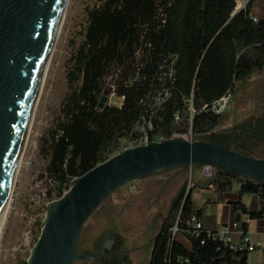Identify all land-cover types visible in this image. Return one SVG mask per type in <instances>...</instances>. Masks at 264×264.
Masks as SVG:
<instances>
[{"label":"trees","instance_id":"trees-1","mask_svg":"<svg viewBox=\"0 0 264 264\" xmlns=\"http://www.w3.org/2000/svg\"><path fill=\"white\" fill-rule=\"evenodd\" d=\"M256 2L249 0L230 20L236 0H99L87 9L68 78L74 86L44 141L41 178L54 184V198L109 158L121 139L137 137L147 120L150 138L165 139L224 125L228 111L216 113L211 105L227 93L237 95L264 71V15L255 11ZM110 92L122 99L119 106L101 100ZM211 183L219 196L236 195L234 222L244 233L243 214L264 219V206L254 211L241 203L250 194L264 200V180L216 169ZM192 215L201 224L196 230L188 224ZM214 223L196 208L184 183L151 240L148 264H247L248 253L229 250Z\"/></svg>","mask_w":264,"mask_h":264},{"label":"rangeland","instance_id":"rangeland-1","mask_svg":"<svg viewBox=\"0 0 264 264\" xmlns=\"http://www.w3.org/2000/svg\"><path fill=\"white\" fill-rule=\"evenodd\" d=\"M245 1L236 0L235 8ZM98 4L99 0H70L34 115L30 136L22 155V163L14 182L6 217L1 226L0 264H27L48 205L55 200L54 184L45 177L41 178L46 164L43 155L44 141L62 116L64 96L74 86L70 85L68 78L74 65L72 58L83 40L82 31L87 21L86 11ZM255 11L264 15V0H257ZM106 97L110 105L121 104L122 99L114 93L110 92ZM225 110L230 115L229 120L212 132L198 136L188 133L177 137L192 141L237 138L238 141L227 144L229 149L264 158V71L260 75H253L243 84L238 94L229 98ZM125 147L126 141L121 139L119 148L108 157ZM216 169L213 167L214 175ZM198 177L205 183L203 186L209 185L210 178L201 172V167L192 165L163 171L120 187L83 225L78 245L79 253L91 251L94 245L108 234L120 248L123 247L121 252L130 257L132 264H148L151 240L157 233L169 201L178 188L186 183V191L192 192V198L196 199L198 206L210 202L209 199L203 204L199 202L204 196L200 197L197 193ZM232 189H236L235 181ZM213 191L215 192L214 188ZM250 198L254 200L257 210L264 206V200H260L256 194L246 195L244 200L248 201ZM250 236L252 242L260 241L262 247L248 252L247 264H264V233L255 230L253 221L250 224ZM74 264L88 262L78 261Z\"/></svg>","mask_w":264,"mask_h":264},{"label":"water","instance_id":"water-1","mask_svg":"<svg viewBox=\"0 0 264 264\" xmlns=\"http://www.w3.org/2000/svg\"><path fill=\"white\" fill-rule=\"evenodd\" d=\"M244 6L234 9L229 20ZM64 0H0V208L21 147L38 79ZM103 101L107 97H102ZM238 141L171 137L126 148L72 180L51 201L27 264H74L102 253H79L83 225L120 187L188 166H211L232 175L264 180V158L229 149Z\"/></svg>","mask_w":264,"mask_h":264},{"label":"built area","instance_id":"built-area-1","mask_svg":"<svg viewBox=\"0 0 264 264\" xmlns=\"http://www.w3.org/2000/svg\"><path fill=\"white\" fill-rule=\"evenodd\" d=\"M230 94H226L223 97H221L219 100L215 101L211 105V110L220 113L223 112L226 108L227 102L230 98ZM152 128L151 122L147 120L145 123H143L139 128V135L135 138L131 139H126V148H131L135 146H140V145H146L149 142H160L165 140L162 136H154L150 138L148 135V130ZM185 136V135H183ZM177 137V135L173 136ZM112 156V155H111ZM201 172L208 178H210V185L212 187V180L214 178V172H213V167L205 165L201 167ZM246 178V177H242ZM249 179V178H247ZM252 180V179H249ZM244 220L247 222L249 219L246 217ZM189 225L193 227V229H198L201 227L200 221L196 218L195 215H192L190 217V220L188 222ZM175 231V228L173 232ZM216 237L221 240L229 250L236 252V253H248L254 251L256 248L262 247V243L260 241L257 242H252L251 236L249 232L244 233L240 228L239 224L237 222H233L230 225H219L216 228Z\"/></svg>","mask_w":264,"mask_h":264},{"label":"bare ground","instance_id":"bare-ground-1","mask_svg":"<svg viewBox=\"0 0 264 264\" xmlns=\"http://www.w3.org/2000/svg\"><path fill=\"white\" fill-rule=\"evenodd\" d=\"M69 4H70V0H64L63 8H62L60 17H59L58 22H57V28H56L54 36L52 38L51 45H50V48H49V51L47 54V58H46L43 70H42L41 75L38 79V84H37V87H36V90H35V93L33 96V100H32L31 110H30L27 122L25 124L24 130L22 133L21 147L19 149L17 158L15 160L11 175L8 179L7 188H6V192H5V198H4V201H3L1 208H0V231H1V226L3 224V221L6 217V213H7L12 189L14 186V182H15L17 173L19 171L20 165L22 163V155L24 153L28 138L30 136V129H31L32 124H33L34 115L36 113L37 105L39 104L38 102H39L40 97L42 95L43 88H44V85H45V82L47 79V75H48V72H49L53 57H54L55 48L57 46L58 40H59L61 32H62V27H63L64 21L66 18V12H67V9L69 7ZM243 6H244V3H240L237 5L236 9L242 8Z\"/></svg>","mask_w":264,"mask_h":264},{"label":"crops","instance_id":"crops-1","mask_svg":"<svg viewBox=\"0 0 264 264\" xmlns=\"http://www.w3.org/2000/svg\"><path fill=\"white\" fill-rule=\"evenodd\" d=\"M198 181L196 182V187L198 186V192L200 197L204 196V199H201L199 202L203 204V202H206L207 199L210 200V202L203 204L202 206L196 205V199L193 197L194 203L196 205L197 209H201L203 214L206 215H212L214 217V226L215 228L219 225H230L235 220V209L233 206L234 201L236 200V195L234 193L230 194H223L218 195L213 191V187L211 185L206 184L201 181L200 177H198ZM236 184V189H237ZM212 188V189H211ZM235 189V190H236ZM246 195L242 196L241 203L245 206L247 210H254L256 211V206L254 203V200L250 198L248 201L244 200ZM206 198V199H205ZM217 198V201L215 202V199ZM212 211V212H210ZM212 213V214H211ZM214 213V215H213ZM247 217V214H243L242 218L245 219ZM254 222L255 230L259 233H264V219H249L247 225H248V232L250 234V224L251 222Z\"/></svg>","mask_w":264,"mask_h":264},{"label":"flooded vegetation","instance_id":"flooded-vegetation-1","mask_svg":"<svg viewBox=\"0 0 264 264\" xmlns=\"http://www.w3.org/2000/svg\"><path fill=\"white\" fill-rule=\"evenodd\" d=\"M94 246L91 251L84 253H95L100 247L102 253L98 256L91 257L89 260H85L88 264H132L130 257L126 253L121 252L123 247L121 246L120 248L113 237L108 234L104 235Z\"/></svg>","mask_w":264,"mask_h":264}]
</instances>
